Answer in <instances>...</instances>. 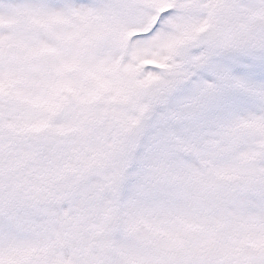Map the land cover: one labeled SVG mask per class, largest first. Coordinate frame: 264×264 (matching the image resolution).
Segmentation results:
<instances>
[{
	"label": "snow or ice",
	"instance_id": "6c2138e0",
	"mask_svg": "<svg viewBox=\"0 0 264 264\" xmlns=\"http://www.w3.org/2000/svg\"><path fill=\"white\" fill-rule=\"evenodd\" d=\"M0 264H264V0H0Z\"/></svg>",
	"mask_w": 264,
	"mask_h": 264
}]
</instances>
